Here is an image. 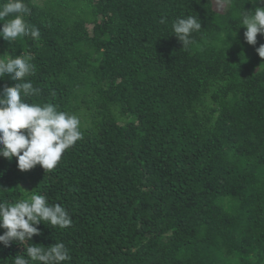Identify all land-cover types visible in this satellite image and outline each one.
<instances>
[{
  "label": "trees",
  "instance_id": "trees-1",
  "mask_svg": "<svg viewBox=\"0 0 264 264\" xmlns=\"http://www.w3.org/2000/svg\"><path fill=\"white\" fill-rule=\"evenodd\" d=\"M24 2L40 39H0V56L30 54L39 92L22 99L77 116L83 135L51 171L0 157V201L35 191L72 219L0 244V264L56 242L64 264H264V34L250 45L241 25L263 3ZM188 15L202 28L183 48L172 24Z\"/></svg>",
  "mask_w": 264,
  "mask_h": 264
},
{
  "label": "clouds",
  "instance_id": "clouds-1",
  "mask_svg": "<svg viewBox=\"0 0 264 264\" xmlns=\"http://www.w3.org/2000/svg\"><path fill=\"white\" fill-rule=\"evenodd\" d=\"M256 3H264V0H256ZM30 11L24 0H7L0 4V21H6L0 23V39L10 44L19 37L40 39L39 29L24 19ZM160 23L166 24V18L161 17ZM241 25L246 28V42L255 45L257 35L264 34V7L244 10ZM201 28V21L193 15L179 18L172 24L174 35L183 48L191 44V34ZM256 51L264 58V45ZM31 60V55L24 52L19 56L8 55L7 52L0 56V79L7 75L15 82L14 86L5 87L0 93V157L9 160L15 157L20 171H29L37 165L51 171L65 150L83 134L77 116L60 111L51 103L30 104L22 99V96L39 92L31 81L24 82L35 69ZM44 222L53 227L67 228L71 226L72 219L63 206L49 204L46 196L35 191H31L30 198L15 203L0 201V229H4L0 244L8 247L13 242L21 245L32 241L33 236L41 234L37 226ZM24 249L26 255H17L13 264H64L72 259L69 249L61 242L47 248L32 243Z\"/></svg>",
  "mask_w": 264,
  "mask_h": 264
},
{
  "label": "water",
  "instance_id": "water-1",
  "mask_svg": "<svg viewBox=\"0 0 264 264\" xmlns=\"http://www.w3.org/2000/svg\"><path fill=\"white\" fill-rule=\"evenodd\" d=\"M263 5H264V3H263Z\"/></svg>",
  "mask_w": 264,
  "mask_h": 264
}]
</instances>
